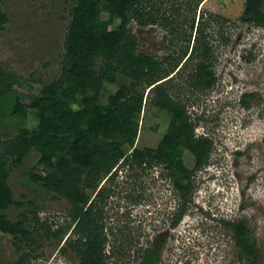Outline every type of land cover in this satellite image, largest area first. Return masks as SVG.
Listing matches in <instances>:
<instances>
[{
  "label": "rangeland",
  "instance_id": "rangeland-1",
  "mask_svg": "<svg viewBox=\"0 0 264 264\" xmlns=\"http://www.w3.org/2000/svg\"><path fill=\"white\" fill-rule=\"evenodd\" d=\"M244 1L145 0L143 11H152L155 21L145 26L135 19L127 23L137 51L161 60L188 54L198 34L195 28H201L216 81L210 88H191L186 81L194 64L191 59L168 83L170 95L186 105L196 133L212 141L208 163L191 176L185 209L170 176L159 166L125 165L117 168L113 181L99 183L98 187H107L104 194L111 192L103 206L104 221L113 233L109 245L124 243L119 257L111 258L115 264H264V25L241 20ZM72 7L73 0H0V12L7 18L0 26V68L14 76L8 81L17 82L13 88L18 92L38 95L60 75ZM100 14L109 17L104 10ZM118 24L119 19L113 18L110 27ZM124 81L119 77L118 84L105 86L101 100ZM151 96L152 91L144 88L137 141L143 149L156 147L170 119L167 111L152 106ZM3 102L0 99V133L11 137L19 124L5 116ZM36 123L33 112L26 125ZM38 156L30 150L18 164L3 156L13 199L23 203L3 212L16 221L34 199L42 205L40 216L63 224L68 202L28 180L31 168L42 170ZM180 159L193 169L186 149ZM219 220L244 223L258 249L254 261L240 257L231 228ZM62 247V241L44 240L31 264H77V258ZM107 251L111 252L109 246ZM19 255L10 237L0 235V264H14Z\"/></svg>",
  "mask_w": 264,
  "mask_h": 264
},
{
  "label": "trees",
  "instance_id": "trees-1",
  "mask_svg": "<svg viewBox=\"0 0 264 264\" xmlns=\"http://www.w3.org/2000/svg\"><path fill=\"white\" fill-rule=\"evenodd\" d=\"M144 1L73 0L60 54L61 73L38 95L18 92L13 88L17 82L8 81L14 76L0 68V99L6 106L5 116L19 124L17 134L11 137L0 133V138L4 136L0 141V235H8L20 253L14 264H31L40 243L49 239L62 241V251L71 252L77 264H115L111 258L119 257L124 243L117 240L115 245H109V235L113 233L104 221L103 206L111 192L104 194L107 187L98 186L102 180L113 181L119 167H161L179 192L182 209L187 206L191 176L208 163L212 141L196 133L186 105L170 95L168 83L186 61L194 59L186 81L191 88H210L216 81L210 64L211 50L205 34L196 27L198 34L190 52L178 55L176 60L174 56L161 60L138 52L136 37L127 23L135 19L145 26L155 21L152 11H143ZM263 9L264 0H245L241 20L264 25ZM102 10L109 17L104 19ZM113 18H118L119 24L111 28ZM6 19L0 12V26ZM182 58L184 61L177 67ZM119 77L125 81L102 101L103 88L118 84ZM144 88L152 91V106L167 111L170 119L156 147L143 149L137 141ZM33 112L37 123L30 128L26 124ZM182 149L192 156V170L180 159ZM30 150L39 154L37 164L42 170L38 173L31 168L28 180L68 202L63 224H56L50 216H40L42 205L34 199L28 201L30 209L21 212L16 221L7 219L3 212L11 205H23L13 199L3 156L18 164ZM223 222L231 228L240 257L254 261L258 249L244 223Z\"/></svg>",
  "mask_w": 264,
  "mask_h": 264
}]
</instances>
